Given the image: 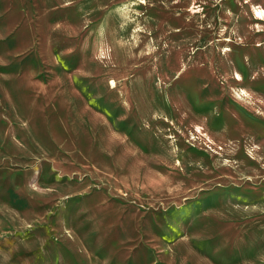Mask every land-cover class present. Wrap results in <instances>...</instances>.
<instances>
[{"label": "rangeland", "instance_id": "rangeland-1", "mask_svg": "<svg viewBox=\"0 0 264 264\" xmlns=\"http://www.w3.org/2000/svg\"><path fill=\"white\" fill-rule=\"evenodd\" d=\"M0 264H264V0H0Z\"/></svg>", "mask_w": 264, "mask_h": 264}, {"label": "bare ground", "instance_id": "bare-ground-1", "mask_svg": "<svg viewBox=\"0 0 264 264\" xmlns=\"http://www.w3.org/2000/svg\"><path fill=\"white\" fill-rule=\"evenodd\" d=\"M258 13H260L259 11H257Z\"/></svg>", "mask_w": 264, "mask_h": 264}]
</instances>
